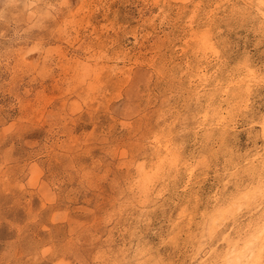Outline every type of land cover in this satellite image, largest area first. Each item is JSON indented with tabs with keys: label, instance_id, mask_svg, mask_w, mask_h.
I'll list each match as a JSON object with an SVG mask.
<instances>
[{
	"label": "rangeland",
	"instance_id": "rangeland-1",
	"mask_svg": "<svg viewBox=\"0 0 264 264\" xmlns=\"http://www.w3.org/2000/svg\"><path fill=\"white\" fill-rule=\"evenodd\" d=\"M263 11L0 0V264H254Z\"/></svg>",
	"mask_w": 264,
	"mask_h": 264
},
{
	"label": "bare ground",
	"instance_id": "bare-ground-1",
	"mask_svg": "<svg viewBox=\"0 0 264 264\" xmlns=\"http://www.w3.org/2000/svg\"><path fill=\"white\" fill-rule=\"evenodd\" d=\"M263 14H264V11L262 12ZM151 177V176H150ZM253 194H254V192H253ZM238 197V196H237ZM239 200H241L240 198H239ZM223 211V210H222ZM225 214V213H224ZM225 216V215H224ZM215 220V219H214ZM213 220V221H214ZM264 221V220H263ZM263 224V223H262ZM264 235V225H262L260 228H258L256 231H255V233H253L252 235H250L251 236V238L249 239V241H247V242H245V247H246V250H247V254H246V256H245V254H244V256L245 257H247V258H249V261H250V259L252 260L251 262H253L254 261V264L255 263H258L259 261H260V259L261 258H258V257H256V256H259V257H261L263 254V252H262V249L261 250H259V253L258 254H256V255H254L255 253H253L254 251H252L251 250V248H250V246H252V241H257L258 239H259V237H261V236H263ZM261 239H262V237H261ZM261 239H260V241H261ZM234 243V242H233ZM262 243V242H261ZM264 246V245H263ZM253 247V246H252ZM261 248H262V246H261ZM242 249V248H241ZM259 249V248H258ZM243 251V250H242ZM256 251V250H255ZM235 253V254H234ZM241 254L242 253H240V254H238V251H236V249L235 250H233V251H228V252H226V255H225V259H226V261H224V264H241ZM243 258V257H242ZM257 258V259H256ZM256 259V260H255ZM246 260V259H245ZM242 263H243V261H242ZM247 263V262H246ZM261 263V262H260ZM252 264V263H251Z\"/></svg>",
	"mask_w": 264,
	"mask_h": 264
}]
</instances>
